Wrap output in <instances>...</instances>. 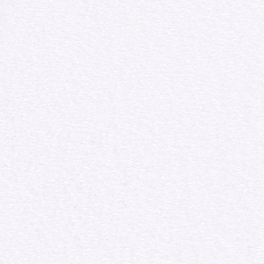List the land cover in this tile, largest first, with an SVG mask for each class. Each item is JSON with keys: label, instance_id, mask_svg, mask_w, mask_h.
I'll list each match as a JSON object with an SVG mask.
<instances>
[{"label": "snow or ice", "instance_id": "snow-or-ice-1", "mask_svg": "<svg viewBox=\"0 0 264 264\" xmlns=\"http://www.w3.org/2000/svg\"><path fill=\"white\" fill-rule=\"evenodd\" d=\"M0 264H264V0H0Z\"/></svg>", "mask_w": 264, "mask_h": 264}]
</instances>
